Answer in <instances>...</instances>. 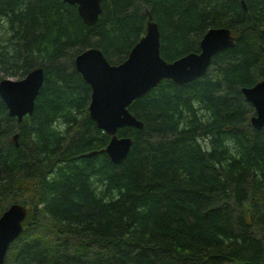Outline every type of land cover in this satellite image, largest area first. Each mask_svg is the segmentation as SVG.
Here are the masks:
<instances>
[{
  "label": "trees",
  "instance_id": "obj_1",
  "mask_svg": "<svg viewBox=\"0 0 264 264\" xmlns=\"http://www.w3.org/2000/svg\"><path fill=\"white\" fill-rule=\"evenodd\" d=\"M149 17L168 61L210 28L234 43L202 77L131 102L142 127L117 131L132 144L115 163L74 58L121 63ZM38 67L30 115L0 98V215L28 209L4 264H264V127L241 92L264 78V0H101L92 25L63 0H0V80Z\"/></svg>",
  "mask_w": 264,
  "mask_h": 264
},
{
  "label": "water",
  "instance_id": "obj_2",
  "mask_svg": "<svg viewBox=\"0 0 264 264\" xmlns=\"http://www.w3.org/2000/svg\"><path fill=\"white\" fill-rule=\"evenodd\" d=\"M76 5L77 12L87 25L94 24L101 12V0H63ZM243 3V1H242ZM234 43L231 31L225 27L210 28L200 39L199 51L187 53L168 61L160 53V32L156 21L149 17L145 33L119 64H111L97 47L82 50L74 58L76 70L90 86L89 117L96 126L110 136L104 151L117 163L129 152L132 139L120 136L123 127L141 128L142 123L129 110L133 100L155 87L161 80L169 79L177 85L202 77L210 66L212 57ZM43 82V70L38 67L20 79L0 80V98L10 116L21 121L33 111L34 100ZM241 92L253 106L251 125L264 127V78ZM90 151L87 155L96 154ZM28 209L13 203L0 215V264L9 245L21 234Z\"/></svg>",
  "mask_w": 264,
  "mask_h": 264
},
{
  "label": "rangeland",
  "instance_id": "obj_3",
  "mask_svg": "<svg viewBox=\"0 0 264 264\" xmlns=\"http://www.w3.org/2000/svg\"><path fill=\"white\" fill-rule=\"evenodd\" d=\"M11 79H14V80H16V79H18V78H15V77H10Z\"/></svg>",
  "mask_w": 264,
  "mask_h": 264
}]
</instances>
